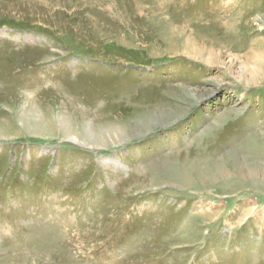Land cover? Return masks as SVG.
<instances>
[{
	"label": "rangeland",
	"instance_id": "1",
	"mask_svg": "<svg viewBox=\"0 0 264 264\" xmlns=\"http://www.w3.org/2000/svg\"><path fill=\"white\" fill-rule=\"evenodd\" d=\"M0 264H264V0H0Z\"/></svg>",
	"mask_w": 264,
	"mask_h": 264
},
{
	"label": "bare ground",
	"instance_id": "2",
	"mask_svg": "<svg viewBox=\"0 0 264 264\" xmlns=\"http://www.w3.org/2000/svg\"><path fill=\"white\" fill-rule=\"evenodd\" d=\"M110 127H111V126H110ZM107 131H109V130H107ZM110 131H112L111 134H112L114 137H115V136H116V137L118 136V133H117V132L113 133L114 130H110ZM85 134H86V133H85ZM91 135H92V134H91ZM92 136H93V135H92ZM73 137H74V136H73ZM88 137H89V136H88ZM78 140H79V139H78ZM94 140H95V139H94Z\"/></svg>",
	"mask_w": 264,
	"mask_h": 264
}]
</instances>
